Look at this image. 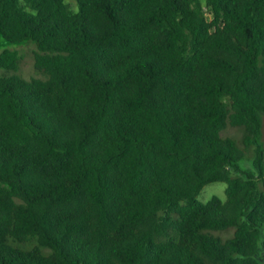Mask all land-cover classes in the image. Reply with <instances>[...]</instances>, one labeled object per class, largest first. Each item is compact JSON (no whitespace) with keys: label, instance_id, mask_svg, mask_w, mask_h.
Listing matches in <instances>:
<instances>
[{"label":"trees","instance_id":"obj_1","mask_svg":"<svg viewBox=\"0 0 264 264\" xmlns=\"http://www.w3.org/2000/svg\"><path fill=\"white\" fill-rule=\"evenodd\" d=\"M73 1L0 0V264H263L264 0Z\"/></svg>","mask_w":264,"mask_h":264},{"label":"rangeland","instance_id":"obj_2","mask_svg":"<svg viewBox=\"0 0 264 264\" xmlns=\"http://www.w3.org/2000/svg\"><path fill=\"white\" fill-rule=\"evenodd\" d=\"M70 3H75L73 0H67ZM77 10L78 8L75 7ZM5 50H12L19 54L21 58V70L18 73L25 79H30L35 76L34 71V53L37 51L36 45L32 42H25L23 44H11L4 40L0 34V54ZM15 73L14 72H7L4 69L0 68V77H11ZM263 145H264V128H263ZM255 156L254 149H250L248 151V156L245 160L240 162V167L243 170L252 168L253 159ZM227 184L222 182L208 184L204 187L202 192L197 196V199L202 203H208L213 197H217L221 199L223 202L227 200ZM261 256H264L262 254ZM264 264V260H263Z\"/></svg>","mask_w":264,"mask_h":264}]
</instances>
